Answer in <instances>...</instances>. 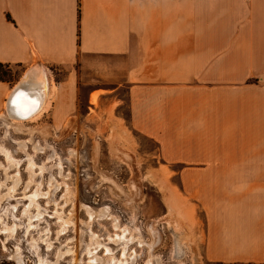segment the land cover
<instances>
[{
  "label": "crops",
  "instance_id": "1",
  "mask_svg": "<svg viewBox=\"0 0 264 264\" xmlns=\"http://www.w3.org/2000/svg\"><path fill=\"white\" fill-rule=\"evenodd\" d=\"M0 64L69 69L54 102L91 71L87 109L155 145L166 217L192 247L264 264V0H0Z\"/></svg>",
  "mask_w": 264,
  "mask_h": 264
},
{
  "label": "rangeland",
  "instance_id": "2",
  "mask_svg": "<svg viewBox=\"0 0 264 264\" xmlns=\"http://www.w3.org/2000/svg\"><path fill=\"white\" fill-rule=\"evenodd\" d=\"M41 68L53 85L69 72ZM1 71L10 88L29 77ZM93 78L84 71L35 120L0 116V264H210L166 217L155 145L114 126L108 133L87 109ZM116 114L127 118L126 102Z\"/></svg>",
  "mask_w": 264,
  "mask_h": 264
},
{
  "label": "bare ground",
  "instance_id": "3",
  "mask_svg": "<svg viewBox=\"0 0 264 264\" xmlns=\"http://www.w3.org/2000/svg\"><path fill=\"white\" fill-rule=\"evenodd\" d=\"M30 73L28 79H23L9 91L8 102L0 116L13 122L32 121L48 110L54 85L51 81L47 83L46 73L41 67H36Z\"/></svg>",
  "mask_w": 264,
  "mask_h": 264
},
{
  "label": "trees",
  "instance_id": "4",
  "mask_svg": "<svg viewBox=\"0 0 264 264\" xmlns=\"http://www.w3.org/2000/svg\"><path fill=\"white\" fill-rule=\"evenodd\" d=\"M5 68V66L0 64V82H7L5 80V74L1 71V69ZM126 121H128V116L127 118H124Z\"/></svg>",
  "mask_w": 264,
  "mask_h": 264
}]
</instances>
